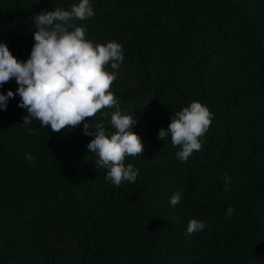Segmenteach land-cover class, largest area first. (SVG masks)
Here are the masks:
<instances>
[{"label": "trees", "instance_id": "1", "mask_svg": "<svg viewBox=\"0 0 264 264\" xmlns=\"http://www.w3.org/2000/svg\"><path fill=\"white\" fill-rule=\"evenodd\" d=\"M0 264H264V0H0Z\"/></svg>", "mask_w": 264, "mask_h": 264}]
</instances>
